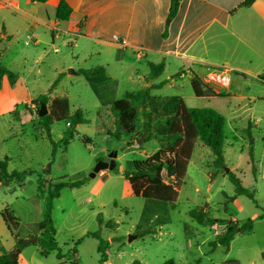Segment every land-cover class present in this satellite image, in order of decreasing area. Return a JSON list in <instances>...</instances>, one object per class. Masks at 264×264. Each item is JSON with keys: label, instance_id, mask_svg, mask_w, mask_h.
I'll list each match as a JSON object with an SVG mask.
<instances>
[{"label": "rangeland", "instance_id": "1", "mask_svg": "<svg viewBox=\"0 0 264 264\" xmlns=\"http://www.w3.org/2000/svg\"><path fill=\"white\" fill-rule=\"evenodd\" d=\"M3 14L5 9L0 10V18ZM63 40L57 41L61 51L54 52L32 40L26 44L24 37H0V63L20 77L14 90L6 76L0 82V159L6 158L8 172H24L21 177L0 180V250H10L18 238L23 240L19 264H98L97 247L103 239L104 264H160L166 259L176 264H264V82L236 70L226 71L221 65H228L219 62L209 66L220 73L222 82L230 80L219 84L220 94L196 97L187 83L181 91L164 87L166 95H183L187 106L210 107L224 116L223 164H215L209 146L196 139L176 200L145 199L131 194L125 173L133 160L145 159L163 141L146 135L140 142L126 134L115 137L110 114L101 119L104 131L98 129L97 98L82 75L68 74L82 59L70 67L63 65L73 60L68 46L60 44ZM134 66L133 72L113 63L107 68L118 81L115 98L135 90L132 79L140 75L142 66ZM170 75L165 69L161 77ZM41 95L46 100L67 96L70 114L79 110L87 119L75 126L66 145L61 140L70 127L69 119L53 122L48 135L36 106L29 102L23 108L20 103ZM138 110L137 130L142 125V110ZM109 152L116 153L117 170L101 169L91 176L96 163ZM231 174L243 191L236 190ZM77 177L84 178L83 184L62 188L52 200L48 236L58 249L42 255L38 223L47 183ZM5 208L15 217L16 227L8 228L3 220ZM197 212L200 218L193 215ZM248 219L251 229L242 231L239 226ZM228 222L237 225L233 238L227 245L214 243Z\"/></svg>", "mask_w": 264, "mask_h": 264}, {"label": "crops", "instance_id": "2", "mask_svg": "<svg viewBox=\"0 0 264 264\" xmlns=\"http://www.w3.org/2000/svg\"><path fill=\"white\" fill-rule=\"evenodd\" d=\"M65 1L71 7L68 20L55 17L59 0H0V10H6L0 18V37L8 40L24 37L26 44L32 40L54 52L61 51L57 41L65 38L60 44L68 46L73 60L63 65L70 67L82 59L81 64L72 66L74 72L69 71V75H76L78 68L99 65L110 76L107 68L111 63L129 68L130 72L138 64L142 69L132 79L135 82L132 91L149 88L150 95L162 98L170 96L163 93L164 87L181 91L186 83L190 86L193 77L205 82L215 92L213 95L220 94L219 84L227 85L230 80L222 82L219 72L207 68L219 62L228 65H224L226 71L236 70L264 82V0H252L247 6H239L244 0H177V10L171 19L167 15L172 0ZM79 21L82 32L70 31L69 25ZM149 62H162L161 72L150 77ZM165 69L172 75L170 78L161 77ZM19 84L20 77L16 74L11 84L13 90ZM177 96L184 99L183 95ZM54 98H66L70 112L67 96L48 97L46 106ZM33 99L29 97L20 103L25 106ZM98 108L99 101L96 111ZM7 251L3 248L0 254Z\"/></svg>", "mask_w": 264, "mask_h": 264}, {"label": "trees", "instance_id": "3", "mask_svg": "<svg viewBox=\"0 0 264 264\" xmlns=\"http://www.w3.org/2000/svg\"><path fill=\"white\" fill-rule=\"evenodd\" d=\"M36 2H45L47 0H33ZM252 0H244L239 6H247ZM177 10V0H172L167 15L171 19ZM71 12L70 5L65 0H59L55 17L58 20H68ZM69 30L72 32H82V21L71 23ZM149 76L159 74L163 68V63L149 62ZM77 74H81L95 97L99 101V108L96 113L99 119L97 125L99 130L105 128L102 118L105 114H110L114 118L115 130L107 131L115 137L120 134H126L130 137H139L145 131L146 136L160 139L163 146L147 156L143 160H133L131 170L125 173L127 183L131 194L145 199H155L166 202H174L178 195L179 187L186 173L188 160L194 148L196 139L201 140L209 146L214 154L213 162L218 166L223 164L222 145L224 142V116L217 110L210 107H192L185 105L183 99L177 95L168 97H158L150 95L149 88L136 91H128L123 97L115 98L117 80L110 77L102 66L96 65L89 68H78ZM6 75L10 84L16 79V74L8 70L0 63V82ZM56 84L53 82L52 86ZM190 86L195 96H211L215 92L200 78L193 77L190 80ZM31 102L36 106V113L40 107V102L46 103L44 95H41ZM26 106H24L25 108ZM48 113L39 116L41 124L49 135L50 125L55 121L69 119L70 127L65 131L62 142L66 145L74 136L75 126L80 123H86L87 119L79 111L70 114L69 105L66 98H54L47 106ZM139 108L142 110V125L136 129V123L139 120ZM102 119V120H101ZM102 122V127L100 126ZM87 143L86 140H83ZM131 144H128V146ZM55 152V143L52 142V154ZM6 158L0 159V180H6L8 177H21L24 172L13 170L7 171ZM113 170H117L115 167ZM167 179V180H166ZM230 179L235 183L238 192L243 191L239 179L230 175ZM84 178L61 179L56 182L47 183V192H45L44 210L41 221L38 223V229L42 237L38 238L40 245V254L46 255L49 249H58L57 243L48 236L51 227V204L55 197L59 196L60 190L64 187H78L83 184ZM40 189V185L38 184ZM201 212L193 213L196 218H200ZM264 216V213L262 214ZM3 220L8 228H14L17 225L15 217L7 211L2 212ZM212 222L213 219H208ZM252 220L248 219L239 227L242 231L250 230ZM237 225L226 223L225 230L218 235L215 242L227 245L233 238ZM98 237L97 234H94ZM23 240L17 238L13 248L0 254V264H18V253ZM106 241L99 239L97 247L101 252L98 264H104L106 261ZM160 264H176L172 259H166Z\"/></svg>", "mask_w": 264, "mask_h": 264}, {"label": "water", "instance_id": "4", "mask_svg": "<svg viewBox=\"0 0 264 264\" xmlns=\"http://www.w3.org/2000/svg\"><path fill=\"white\" fill-rule=\"evenodd\" d=\"M70 71L74 72L73 69H70ZM46 113H48V109L46 107V104L44 102H40L38 115L42 116V115H45ZM145 135H146V132L143 131L140 134V136L136 139L137 142H140ZM115 157H116V153L115 152H109L106 157H104L103 159H101L100 161H98L96 163V165L94 166V168H93L92 172L90 173V175L91 176L95 175V173L100 171L101 169H109V170L114 169L116 167ZM48 167H49V165H48ZM36 239L37 238L35 237L34 240L36 241ZM130 239H132L131 235L129 237V240ZM26 242H28V241H26Z\"/></svg>", "mask_w": 264, "mask_h": 264}, {"label": "built area", "instance_id": "5", "mask_svg": "<svg viewBox=\"0 0 264 264\" xmlns=\"http://www.w3.org/2000/svg\"><path fill=\"white\" fill-rule=\"evenodd\" d=\"M221 66H222V68H223L224 70H226V69H227V67H225L224 65H221ZM207 68H208L209 70H213V69H211V66H209V65H208V67H207ZM213 71H215V70H213ZM216 72H217V71H216ZM219 79H220V78H219ZM219 79H218V80H219Z\"/></svg>", "mask_w": 264, "mask_h": 264}]
</instances>
